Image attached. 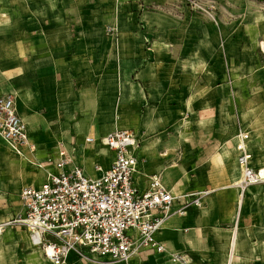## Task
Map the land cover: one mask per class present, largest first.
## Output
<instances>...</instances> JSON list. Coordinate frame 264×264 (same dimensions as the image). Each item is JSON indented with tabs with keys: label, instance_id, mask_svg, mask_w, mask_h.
Here are the masks:
<instances>
[{
	"label": "crops",
	"instance_id": "obj_1",
	"mask_svg": "<svg viewBox=\"0 0 264 264\" xmlns=\"http://www.w3.org/2000/svg\"><path fill=\"white\" fill-rule=\"evenodd\" d=\"M217 17L213 22L180 0H0V97L15 94L18 115L35 146V152L24 149L20 157L0 137V223L15 218L9 208L12 197L17 217L24 211L22 189L46 180L49 167L41 164L59 146L45 148L47 137L42 130L37 136L35 115L58 107V143L86 173H94L96 164L108 169L115 159V153L100 144L103 137L130 130L140 143L135 175L139 189L145 190L151 175L157 174L175 196L209 191L202 207L192 206L186 216H171L156 235L166 253L141 252L128 264H180L172 261L173 255L186 256L188 264H227L235 223L241 255L236 264H264V238L249 225L254 221L264 226V186L248 188L241 199L236 185L241 178L237 135L249 134L252 165L258 170L256 159L264 155L261 141H254L253 132L242 126L226 136L222 124L217 133L207 120L198 131L182 130L183 115L194 110L240 108V99L232 101L225 94L230 87L210 85L209 71L220 65L224 51L233 67V91L239 92L241 60L258 50L253 45L264 44V20L258 21L259 32L245 36L239 20ZM114 28L119 29L117 36L107 32ZM153 134L163 147L169 139L170 156L184 157L177 167L161 164L154 155L149 142ZM88 138L96 143L88 144ZM233 156L230 171L227 163ZM179 172L194 173L195 187L177 193L174 186L188 185L184 177L177 179ZM7 247L0 244V253Z\"/></svg>",
	"mask_w": 264,
	"mask_h": 264
},
{
	"label": "built area",
	"instance_id": "obj_2",
	"mask_svg": "<svg viewBox=\"0 0 264 264\" xmlns=\"http://www.w3.org/2000/svg\"><path fill=\"white\" fill-rule=\"evenodd\" d=\"M0 137L20 156L24 149L35 152L28 125L18 115L12 94L0 97ZM248 140L246 132L237 135L241 199L248 188L264 182L261 169L252 165ZM86 141L96 143L94 138ZM99 142L115 153V159L108 169L96 164L93 174L75 164L73 154L60 144L56 154L41 164L49 167L46 180L39 187L22 189L23 213L0 223V238L9 227L22 224L52 264H65L70 253L80 247L112 264H128L141 252L166 253L156 235L171 216H186L192 206L202 207L209 191L175 196L158 175L141 190L135 183L140 162L135 134L117 130ZM171 258L174 263L189 262L186 256Z\"/></svg>",
	"mask_w": 264,
	"mask_h": 264
},
{
	"label": "rangeland",
	"instance_id": "obj_3",
	"mask_svg": "<svg viewBox=\"0 0 264 264\" xmlns=\"http://www.w3.org/2000/svg\"><path fill=\"white\" fill-rule=\"evenodd\" d=\"M180 3L189 5L192 7L193 11L203 13L213 22L218 20L217 14L219 16L223 15L225 20H239L240 27L242 26L244 29L242 34L245 36H252L255 35L256 32H259L258 21L264 20V0H180ZM218 7L221 8L218 9ZM107 32H111L115 36L120 33L119 29L115 28L107 29ZM253 42L256 41L253 40ZM256 46L258 47V50L252 49V54H246L243 60H241V75L236 76V88L240 87L241 91H233V67L229 62V59L225 56L224 51V55H222L221 60L219 61L220 65L216 68H211L209 71L210 85L224 84L227 87H230L231 91H227L225 94L227 98L232 101L235 97L240 99V108L231 106L219 108L218 111H216L214 108L208 109L209 111L194 110L191 113L189 112V114L187 113L186 115H183L184 125L182 130L185 129L188 132H190V130L198 131L200 130L201 125L203 126L205 123L212 121L210 124H208L210 129L213 127L217 133H220L222 124H224L223 126H225L228 131L226 136H233L237 127L239 128L242 126L243 128L248 129L249 132H253L254 141H261L264 151V49L259 44L253 45L254 48H256ZM50 88H52V86H50ZM57 108L58 107L47 109L44 111L45 113L40 111L39 115L38 113L35 115V122L37 123V136L39 133H41V130L45 132L47 137L45 148H50L51 150L59 146L58 142H60V140L58 137L60 138L62 135L61 109ZM203 120L207 121L203 123ZM214 122L216 123L215 126H213ZM182 130H179V134L183 137L184 131ZM167 134H170L169 131H167ZM34 136L36 135L34 134ZM37 136L36 138H38ZM156 136L157 135L153 134L149 138V142L151 141L152 144L151 150L154 155H156L158 159H161V164H173L175 167H177V162H179V159H183L184 157L175 155L170 156L171 146L170 144L168 145V143H166L169 142V139H165L163 141L166 145L163 147L157 145L159 142L157 141L158 138ZM140 142H142L141 146L143 147L144 140L142 141V139H140ZM2 144L4 145L3 142ZM229 160L230 162L227 163V168L232 171L234 169V163L236 162L235 156L230 157ZM260 160H262V163ZM256 162V165H259V167L264 166V155L260 157L259 162L256 159ZM236 167L238 170V166ZM142 170L143 168L140 170V173ZM175 173V169H173L172 178L174 177ZM179 173L181 174L180 176ZM179 173H177V179L180 180L181 177H184V180L188 185L182 186L181 188L176 187L175 190L177 193H180L189 185L195 187L194 173L187 172V175L185 172ZM160 174H163V172ZM151 176H153V174ZM240 179H238V182ZM254 186H258L261 190L264 186V182ZM245 196H247V194ZM14 202H16V199L15 197H12V200H10L9 203V208L13 211L14 217H16L18 213L14 210ZM12 219L6 222L8 223ZM258 223H260V221H258ZM249 225L253 227L254 234H259L264 238V226L256 225L254 221H252ZM13 230L14 239L12 242L6 238L0 241L1 245L11 246L3 248V250H8L3 251L2 254L0 253V264H47L43 257V253L35 243L32 234L22 224H15ZM66 260V264L107 263L99 259L96 255L90 253L88 249L82 247H80L77 251L70 253Z\"/></svg>",
	"mask_w": 264,
	"mask_h": 264
},
{
	"label": "bare ground",
	"instance_id": "obj_4",
	"mask_svg": "<svg viewBox=\"0 0 264 264\" xmlns=\"http://www.w3.org/2000/svg\"><path fill=\"white\" fill-rule=\"evenodd\" d=\"M262 45H263V48H264V44H262ZM21 88H22V86L20 84L16 85V93L18 95H21V93H20V89ZM20 157H22V156H20ZM260 168H261L260 175L262 176V178L264 180V166H261ZM173 189H176V186H174ZM238 228L239 227L235 223L234 235H233L232 242H231V248H230V251H229V258H228L227 264H236V262L241 259V255L239 254V252H240V249H239L240 243L238 241ZM11 235H12V230H11V227H9L7 229V233L5 234L4 238L10 239Z\"/></svg>",
	"mask_w": 264,
	"mask_h": 264
}]
</instances>
